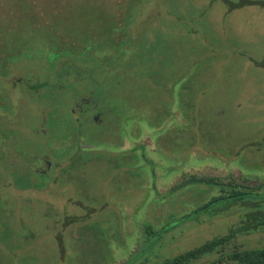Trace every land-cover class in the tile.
Here are the masks:
<instances>
[{"label":"rangeland","instance_id":"374dc122","mask_svg":"<svg viewBox=\"0 0 264 264\" xmlns=\"http://www.w3.org/2000/svg\"><path fill=\"white\" fill-rule=\"evenodd\" d=\"M34 2L0 0V264H158L264 214V187L204 208L231 185L183 181L264 182V0ZM95 12L129 18L130 48H96ZM134 50L133 75L103 63ZM59 61L109 78L93 80L105 123L71 81L56 96L16 82H53ZM237 243L263 246L264 227Z\"/></svg>","mask_w":264,"mask_h":264},{"label":"trees","instance_id":"16d2710c","mask_svg":"<svg viewBox=\"0 0 264 264\" xmlns=\"http://www.w3.org/2000/svg\"><path fill=\"white\" fill-rule=\"evenodd\" d=\"M23 2H25V4H26L25 11H27L28 13L36 12L33 9V7L35 6L34 0H23ZM56 5H58V4H56ZM94 14L96 15V18L98 19V24L100 25L99 30H97V31H98L100 38H101L100 41L98 42L96 48H98V46L99 47L102 46V49H104V47L107 46V48H109V50H112V52H114L115 50H121L125 47L130 48L129 45H132V42L131 43H125L122 38H121V40H119L118 37L116 38V35L118 36V34L121 33L120 31H118L119 28L123 32L124 31L123 28L127 24L126 21H128L129 18L124 19L125 24L121 28L117 24H115V22H112V21H114L113 17H112L113 16L112 13L98 12V14H97L95 12ZM87 23H88V21H87ZM92 23L93 22H89V24L87 25V28L83 29V30H87L89 25H91V27H92V25H93ZM122 34H124V33H122ZM84 35H85L84 37L87 41V39L89 38L87 36L88 35L87 32H85ZM134 46H131V47H134ZM87 47H91V46L88 44V45H86V49H88ZM86 49H84V50H86ZM17 51H19L21 53V50L18 49ZM136 52H138V51L136 50ZM136 52L134 50V52L131 53V55H132L131 58H125L124 55L122 57L119 56V57H121V59H119V62L117 61L118 59H116L113 55H112V57L107 56L108 61L107 62L105 61L103 63L105 65H107L108 67H119V68H116L117 69L116 72H118V73H122L123 70H127L125 73L131 75L132 72H130V69L123 68L121 66V64L126 63L125 59H128L127 63H129L131 68H134L135 64H137V59L134 58L133 55ZM71 53L73 54V52H71ZM6 54H7V51H6ZM15 54H17V53H15ZM80 54H81V52H80ZM80 54H78V55L73 54V55L75 57H78V59L80 61V60H83V57H84L83 56L84 54L82 56H80ZM9 57L7 58V60H8V63H11L13 61V59H10ZM7 60H6V63H7ZM52 65L56 66V63L53 62ZM79 68H80V66H79ZM108 71L109 72H106V73H110V70H108ZM95 77L98 79V84H100V85L107 84V81L109 80V78H106L105 74H102L100 76L95 74L92 79L95 80ZM92 82H94V81H92ZM94 84L96 85V83H94ZM41 86L42 85H40V84H37L35 86H30V89H32V90H30V89L29 90L38 94V93H40V90H38V88H40ZM183 181L185 183L207 182V183H212V184L231 185V187H232L231 189L224 191L223 195L214 198L209 203H206L203 206L204 208H208L209 206L213 205L214 203L221 201V200H224V199H235V200L238 199L239 200L240 198H243L247 195L248 196H250V195L251 196H258L259 194H261L260 191H261L262 187H264V182H261L257 185H250V184H248V182L235 181L232 179V177L228 178L227 181H225V180H223V178L218 177V176H199V175H195V174H191L189 176L186 175L183 178ZM203 207H200L197 210H195L193 212V214L201 211V209ZM190 216L191 215H186L183 217V219L188 218ZM260 227H264V214L257 215L256 217H253L252 219H250L245 224L233 227L226 234H223V235H220V236L215 237L213 239L207 240L203 244H201L197 247H194L190 250H187L185 252H182V253L174 256V257L166 258L158 264H192V263L202 259L206 255H210V256L213 255V258L210 259L205 264H264V245L263 246H256V247H242L241 245H239L237 243V239H238L239 234L249 233V232H252V231L259 229Z\"/></svg>","mask_w":264,"mask_h":264},{"label":"flooded vegetation","instance_id":"af4514ba","mask_svg":"<svg viewBox=\"0 0 264 264\" xmlns=\"http://www.w3.org/2000/svg\"><path fill=\"white\" fill-rule=\"evenodd\" d=\"M121 7L126 12L128 11V8L126 6L118 5L119 9H121ZM98 8H99V5H98ZM96 13L98 14V12H96ZM92 27H93V25H92ZM24 54L27 56V53H24ZM61 55L62 54L52 53V56H54L55 59L56 58H60ZM61 59H60V61H61ZM14 60L15 59H13V61ZM60 61L56 64L57 66L54 69V73H53L54 80H53V82L51 80H47V81H44V82L43 81H39V82H36L35 84H33L29 79L28 80L27 79L24 80V79H21V78H19L16 82H19L21 85L27 86L28 88L30 86H35L37 84H40V85H42L40 88H38V90H41L40 93L42 92V89L47 87V85L48 86L51 85L49 87V91H52L53 95L56 96L57 95L56 94V90L65 88L66 86L64 85V82L65 83L66 82L69 83V81H71V84L75 86V93L72 94V96H73V98L75 100H77V101H79V100H88V99L91 98L92 99L91 101H95L96 102V103H94V107H92L91 110H90L89 118L91 120H93L95 123H105L104 115L107 112L106 111L107 106H104L106 104H105V102L101 101V98L99 99L98 97H96L95 90H94V88L96 86L94 85V82H92L94 80V79H92L93 75L88 74L87 70L66 68V65L64 63H61L62 61L61 62ZM68 67H69V65H68ZM28 91L30 92V90H28ZM84 109L85 108H82L81 111L83 112ZM4 134L7 135V133H4ZM7 139L0 141V143H1L0 150H2V148L6 147ZM84 148H85L86 151H90V150L93 149L92 147H90L89 144L87 146H85ZM49 161L52 162V163H50ZM42 163H43L44 169L46 168V170H44V172H47V171L50 170L49 172L52 173L53 170L55 169L54 165L57 164L58 162H56L54 160L52 161L51 155H47L46 154V156H43ZM63 163H65V162H63ZM63 163H61L60 165L63 166L62 165ZM47 167L48 168L51 167L52 169L51 168L47 169Z\"/></svg>","mask_w":264,"mask_h":264}]
</instances>
